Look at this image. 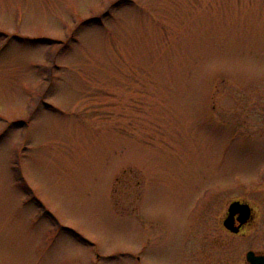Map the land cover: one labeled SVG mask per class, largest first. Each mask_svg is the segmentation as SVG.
I'll return each instance as SVG.
<instances>
[{
	"label": "rangeland",
	"instance_id": "obj_1",
	"mask_svg": "<svg viewBox=\"0 0 264 264\" xmlns=\"http://www.w3.org/2000/svg\"><path fill=\"white\" fill-rule=\"evenodd\" d=\"M263 171L264 0H0V264H243Z\"/></svg>",
	"mask_w": 264,
	"mask_h": 264
},
{
	"label": "flooded vegetation",
	"instance_id": "obj_2",
	"mask_svg": "<svg viewBox=\"0 0 264 264\" xmlns=\"http://www.w3.org/2000/svg\"><path fill=\"white\" fill-rule=\"evenodd\" d=\"M7 32L9 31H5L4 33ZM258 172L260 175V171ZM263 173L264 171L261 173V176ZM252 190L253 188H251L249 192H244L245 195H243L246 197L237 196L236 198L230 199L228 207L224 211L222 217L220 213H218L219 210L216 209V236L225 237L226 242L230 241V238L242 237L248 244V248L244 252L245 260L243 264H253L252 260L254 257H264V232H261L262 214L260 205L258 211L254 205V203H258L260 199L255 197L257 191L251 192ZM262 190L264 191V188L261 186L259 188L260 194ZM258 237H261L260 241ZM229 245L227 249H230ZM232 246H234V243Z\"/></svg>",
	"mask_w": 264,
	"mask_h": 264
},
{
	"label": "water",
	"instance_id": "obj_3",
	"mask_svg": "<svg viewBox=\"0 0 264 264\" xmlns=\"http://www.w3.org/2000/svg\"><path fill=\"white\" fill-rule=\"evenodd\" d=\"M246 209H247V207H246ZM252 262H253V264H264V257H254Z\"/></svg>",
	"mask_w": 264,
	"mask_h": 264
}]
</instances>
